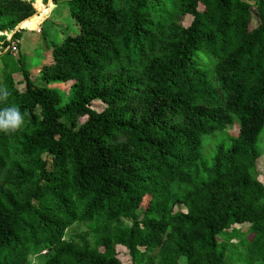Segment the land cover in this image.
<instances>
[{
	"label": "trees",
	"instance_id": "trees-1",
	"mask_svg": "<svg viewBox=\"0 0 264 264\" xmlns=\"http://www.w3.org/2000/svg\"><path fill=\"white\" fill-rule=\"evenodd\" d=\"M34 1L0 0V109L23 116L0 130V264H227L219 238L264 264V0H68L77 32L32 77L8 36Z\"/></svg>",
	"mask_w": 264,
	"mask_h": 264
},
{
	"label": "rangeland",
	"instance_id": "rangeland-1",
	"mask_svg": "<svg viewBox=\"0 0 264 264\" xmlns=\"http://www.w3.org/2000/svg\"><path fill=\"white\" fill-rule=\"evenodd\" d=\"M36 1V0H35ZM34 1V7L36 8ZM44 3L50 4L49 1L52 0H42ZM68 0H53L55 3L54 5H47L44 6L47 8V10L42 14V16L36 20L33 21L25 26L24 31L22 32L21 40H20V46H19V53L24 52L25 56H27V62L29 66L31 67V75L34 77L38 71L39 68L36 67L37 64H39L41 58H45L43 61L47 62L49 61V56L46 51V45L45 41H48L49 43L52 42H60L63 38V32L64 35L67 33L74 34L77 32V28L71 18V14L69 11V6L67 3ZM253 3V1H252ZM256 8L255 6H253ZM200 9L202 10L203 7L200 6ZM192 16L187 15L183 19L184 25H189L192 21ZM256 20L254 21V24H256ZM25 25V24H24ZM64 28V30L62 29ZM9 32H6V34ZM10 36V35H9ZM8 36V38H9ZM3 42H0V45H2ZM1 52V48H0ZM18 52H14L12 54V57L14 58L13 61H16L19 55ZM14 77L16 81L18 82V87L23 88V84L20 83L22 81V74L21 73H15ZM0 81H1V73H0ZM72 82H65V83H59L54 84L53 87L60 89L66 97L69 96V91L71 88ZM93 106H97L99 108H103L104 105L102 103L94 102ZM85 120V118L80 119V123H82ZM239 132L238 124H230L228 127V133H230L233 136H237ZM226 137V134L222 132H217L212 135L205 136L203 139V146H202V152L205 157V160H208L212 156L213 150L215 149L216 144H218L221 140H223ZM262 147L263 154L260 156V158L257 160V168L259 171V180L264 184V134L260 137V140H258V146ZM183 210L185 211L184 207L177 208V210ZM125 222L129 223V221L125 220ZM130 224V223H129ZM233 228L239 229L243 234L248 233L249 231V225L243 224V225H234ZM88 229V225L84 223H77L70 227V229L67 231L66 237L70 238L72 236H75L78 233L85 232ZM219 242L221 245L224 246L225 255L227 264H240L243 261H239L237 259L238 255H240V247L237 249L235 246V243L238 242V238L233 239L230 243L223 241L221 238H219ZM120 251V258L124 263H129V253L126 249L122 247H118ZM234 249H237L238 252H235ZM45 251L31 255L30 258L32 259V263L39 264L44 261L45 259ZM243 259H244V253H243Z\"/></svg>",
	"mask_w": 264,
	"mask_h": 264
},
{
	"label": "clouds",
	"instance_id": "clouds-1",
	"mask_svg": "<svg viewBox=\"0 0 264 264\" xmlns=\"http://www.w3.org/2000/svg\"><path fill=\"white\" fill-rule=\"evenodd\" d=\"M3 95L6 96L7 93H3ZM22 123L23 116L17 107L11 106L0 109V130L15 131Z\"/></svg>",
	"mask_w": 264,
	"mask_h": 264
},
{
	"label": "water",
	"instance_id": "water-1",
	"mask_svg": "<svg viewBox=\"0 0 264 264\" xmlns=\"http://www.w3.org/2000/svg\"><path fill=\"white\" fill-rule=\"evenodd\" d=\"M52 1H53V0H52ZM35 14H38V10H36V13H35ZM35 14H34V15H35ZM34 15H32V16L28 17L27 19L21 21V22L16 26V28L13 30V32L10 34V36H9L8 39H10L11 36H12L16 31L20 30L21 28H25V25H24L25 21L31 19ZM0 53H1V52H0Z\"/></svg>",
	"mask_w": 264,
	"mask_h": 264
},
{
	"label": "bare ground",
	"instance_id": "bare-ground-1",
	"mask_svg": "<svg viewBox=\"0 0 264 264\" xmlns=\"http://www.w3.org/2000/svg\"><path fill=\"white\" fill-rule=\"evenodd\" d=\"M49 2H52V1H49ZM45 8H46V7L39 8V9H38V14L41 13L43 10H45ZM35 15H37V14H35ZM35 15H34V16H35ZM34 16H33V17H34ZM24 24H25V23H24Z\"/></svg>",
	"mask_w": 264,
	"mask_h": 264
}]
</instances>
